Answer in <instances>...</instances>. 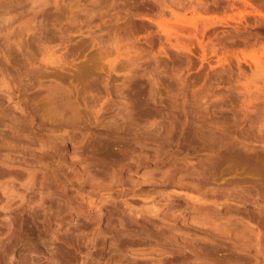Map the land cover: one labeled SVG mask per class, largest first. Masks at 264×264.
<instances>
[{"label": "rangeland", "instance_id": "1", "mask_svg": "<svg viewBox=\"0 0 264 264\" xmlns=\"http://www.w3.org/2000/svg\"><path fill=\"white\" fill-rule=\"evenodd\" d=\"M193 4L0 0V204L43 194L64 264H264V0Z\"/></svg>", "mask_w": 264, "mask_h": 264}, {"label": "clouds", "instance_id": "2", "mask_svg": "<svg viewBox=\"0 0 264 264\" xmlns=\"http://www.w3.org/2000/svg\"><path fill=\"white\" fill-rule=\"evenodd\" d=\"M142 4L155 5L159 9L153 15V19H160L163 17V12L167 11L169 13V19L175 16L178 12L186 10L184 7L185 3H192V0H140ZM200 4V0H195L193 6ZM261 22H264V17L257 18L256 25L259 26ZM264 43V42H262ZM261 55H264V46L259 48ZM127 113V109H125ZM122 120H130V116L125 115L121 117ZM76 129L68 128L66 129L64 135L68 140H71L75 134ZM103 140H108L107 136L103 137ZM40 151V149H35ZM119 149L115 144L111 143V151L108 149L104 151L98 150L95 153V160L92 164L87 161H82L79 156L75 159H71L73 166L80 163L82 167L96 168V176L101 179L108 175V163L115 162L119 159ZM21 163H26L22 158H19ZM67 167V165H65ZM71 170V169H69ZM24 188V185H21ZM27 192L19 194L16 197L17 203H6L0 204V242H3V252L5 254L6 260L0 258V264H64V255L67 252V247L62 248L61 245L65 244L69 239L74 238L73 233L69 229H64L63 232L57 227L56 229H51L47 224V211H45V224L44 228L40 227L41 221L37 220L34 211L36 209L45 210L43 205L44 195L40 196V199L34 200L31 197L26 201L25 196ZM111 200V197L100 199L98 203L100 205L106 204ZM152 210L149 215L157 217V214L161 211L160 208L152 205ZM99 211V208L96 209ZM27 212L32 217L37 225L34 233L33 240L27 245L22 242H16L18 239L17 229L14 226L17 216L21 219L24 213ZM120 227L123 228L124 224L121 221ZM46 234V235H45ZM78 242V238H75ZM92 241H89L91 243ZM68 247H71L69 244ZM75 251V249H73ZM131 259L127 264H136L135 255L129 251L126 253ZM55 257V259H54Z\"/></svg>", "mask_w": 264, "mask_h": 264}]
</instances>
